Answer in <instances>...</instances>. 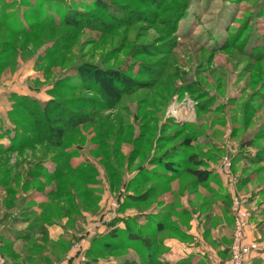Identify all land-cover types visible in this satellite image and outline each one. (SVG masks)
<instances>
[{
    "label": "rangeland",
    "instance_id": "374dc122",
    "mask_svg": "<svg viewBox=\"0 0 264 264\" xmlns=\"http://www.w3.org/2000/svg\"><path fill=\"white\" fill-rule=\"evenodd\" d=\"M81 67L118 71L129 88L103 107L97 92L81 89ZM108 82L120 90L118 80ZM53 95L91 118L65 128L56 137L60 148L38 137L20 147L17 139L14 148L0 153L1 224L25 215L24 208L40 218L31 240L1 251L8 264H64L77 240L70 247L68 235L59 245L49 238L27 257L34 236L43 240L45 226L61 222L65 213L66 226L81 232L100 211L113 209L114 202L119 207L118 190L133 196L151 189L145 201L127 199L121 214L156 205L169 214L162 235H175L169 202L161 201L171 200L178 210L177 195L187 189L195 204H205L196 207L200 218L220 206L212 192L218 186L197 183L190 173L194 152L203 162L198 167L218 165L222 175L230 162L232 191L249 210V196L264 188V0H0V143L10 144V118L25 135L34 134L27 110L16 106L30 101L21 97L42 105ZM43 163L57 167L50 175ZM145 165L159 173L179 171L166 183L142 182ZM240 178L245 182L238 187ZM48 189L53 191L46 196ZM225 191L231 195V188ZM263 203L264 189L254 221L264 220ZM249 224L243 246L261 244L264 233L249 234ZM129 244L137 250V243ZM129 244L100 245L95 257L135 254ZM231 245L232 234L226 258L217 264L230 260Z\"/></svg>",
    "mask_w": 264,
    "mask_h": 264
},
{
    "label": "crops",
    "instance_id": "0c3cea01",
    "mask_svg": "<svg viewBox=\"0 0 264 264\" xmlns=\"http://www.w3.org/2000/svg\"><path fill=\"white\" fill-rule=\"evenodd\" d=\"M151 166L152 165L148 167L145 165L143 181L149 179L156 184H162L169 181L171 174L165 172L159 173ZM210 167L214 173L212 174L214 178L210 182L218 186V188L224 189L223 192H220L218 188L213 187L212 191L217 195V202L220 206L211 207L203 213V218H200V211L198 208L196 209V207L201 206V209H204L205 204L200 205L201 202L195 204L194 197L186 191L187 189L183 191L182 195H177V197H179L178 202L181 204L178 210L174 209L176 206H174L175 204L174 202H171V200L168 199L166 200L167 202L161 201L162 204L158 205L163 206L164 202H169L168 208L171 210L170 216L174 219V225L178 227L176 229L178 231L175 232V235L167 236L162 235V220L169 214L168 212H163L161 214L160 208H157L156 205L144 211L129 215L127 214L134 219L136 218L135 220L138 223L140 234L151 239L150 241L153 243L152 251L148 253V249L142 245H139L136 250L130 245L128 248L133 250L135 254L108 259L100 258L96 264H125L123 262L126 261H135L137 264H217L223 261L226 258V249L230 243L232 229L231 215L226 212V204L229 202L228 198L230 194L225 191L228 186L224 175L221 174V168H219L218 165H211ZM238 181V187L245 182L242 178ZM263 189L264 188L261 186L256 188L254 194L249 196L247 200L249 203L247 206L252 213L248 228L249 234L259 231L262 234L264 233V220L258 222L254 221V215L257 211L260 212L258 207H256L257 196L260 190ZM149 195L146 197V200ZM1 197L2 196L0 195V199ZM262 205V210H264V203ZM208 207H206V209ZM175 211L176 215L174 214ZM2 212L3 210L0 208L1 215ZM178 214L181 216H178ZM1 215L0 221L2 217ZM174 215L176 218H174ZM29 217L30 216L27 215H23L22 217L21 215H18L16 218L10 219L5 224H1L0 222V235L2 237L10 236L12 239L14 233L27 228L26 225L29 224ZM64 221L65 220H62L61 223L56 222L46 226L47 237L50 238V240L52 239V242L58 245L60 243L68 242L65 236L67 233L72 234L74 232L70 231L71 229H66ZM21 232L22 231H20V233ZM16 241H19V239ZM0 256L5 260L1 254V249ZM5 262L8 264L6 260ZM247 264H264V252L254 254Z\"/></svg>",
    "mask_w": 264,
    "mask_h": 264
},
{
    "label": "trees",
    "instance_id": "16d2710c",
    "mask_svg": "<svg viewBox=\"0 0 264 264\" xmlns=\"http://www.w3.org/2000/svg\"><path fill=\"white\" fill-rule=\"evenodd\" d=\"M78 71H80V73L82 74V79L86 83V85L81 86V89L82 88L84 89L87 87L86 89H88V92H95V93L97 92V94L100 97V100H98L99 103H97V104H99L103 107L105 105L111 106V103L112 102L115 103L116 99L119 98L122 94H124L126 92V90L129 88L127 86H124V84H123V83L126 84L128 82V80H126V82H121V79H123V78L125 79V77L123 75H120V73H118V71L100 70L98 68L93 69L92 67H90V68L89 67H87V68L81 67L78 69ZM162 73H163V71L159 70L158 72H156L155 75L157 77H160L162 75ZM136 74H139V72H137ZM148 75H150V74H148ZM115 77H117V78H115ZM109 79L112 80L113 82H114V80H118V84L121 85L120 90L114 91L113 88H111L109 86V82H108ZM119 81L122 84L119 83ZM155 84H156V82H155ZM95 88H97V90L93 91V89H95ZM194 88L195 87H193V89ZM189 89H190V87H189ZM54 95H53V99L51 101L45 102L42 105H39L38 101H36L34 99L32 100V98H30L28 96L21 97L24 100H30V101L28 103H26L24 101V105L18 103L16 106L20 107L21 109L27 110L28 115H30V117L32 118V121L30 124L35 128L33 130V133L35 135L34 134L25 135L23 132H21L22 127H20V125L17 122L13 121L10 118V121L12 122L11 123L12 126H9V125L7 126V129L11 128V130H13V133L10 134V136H9L10 137L9 138L10 144H8L7 146H4L0 143V153L1 152H8L12 148H14V145H15L14 142L17 139H20V144L18 145V147H20L23 144L25 145L27 143H32L33 141L37 140L38 137H39V139L46 141L48 143V145L51 144L54 146V148H60V146H62V141L59 140V138L56 139V137L60 134H64L65 128H67L68 130H73L78 125L85 124L90 120L91 115L89 117L88 116L89 114H87L85 112H79L77 109L76 110L68 109L66 107L67 106L66 103L65 102L63 103L61 100L56 99ZM17 97L20 98V96H17ZM112 98H114V99H112ZM112 100H114V101H112ZM90 108H92L94 110L98 109L95 105H91ZM194 141H197L196 138H194ZM247 144L250 145V142H248ZM193 154H194V156L193 155L191 156V161L194 162V165H196V167L190 173H192V175L195 177L194 179L196 180V182L197 183H205V182L210 181V180L212 181V179L214 178L212 174H214V173L211 170V167H210L211 164H209V165L204 164L202 167H198V166L202 165L203 162L200 159H198V154H196L195 152ZM242 157L246 158L247 161H249V162H254L257 160L256 158H254V156H242ZM236 159H237L236 157H234V156L232 157V164L236 161ZM44 163L41 164L40 167L45 169L51 175V173H53V171H55L57 165L54 164V166L50 169V166H46ZM178 171L179 170H176V171L170 170L168 172L171 173V178H172L175 176L176 173H178ZM36 175H38V174H36ZM224 176L226 178L227 186L229 187L228 177L226 176V174H224ZM143 178H144V176H143ZM143 178H142V180H143ZM233 180H234L233 181L234 184H233L232 188L234 190L235 184H236V179H234V177H233ZM142 182H144V181H142ZM126 187L128 188V186H126ZM124 190H126V188ZM52 191H53V189L52 190L51 189L43 190L44 195H46V196L49 195ZM149 193H151V189H147V190H144L142 192H138V194L132 193L133 196L127 195L128 193L127 192L125 193V191L123 193H121L120 190L117 191L115 196L119 199L120 205H119L118 210L115 213V216L106 223L105 229L102 233L96 234L95 236H93L89 239L86 250L84 251L85 260L80 264H96L98 259L101 258V257H95L96 252L100 250L99 249L100 245H102L101 246L102 248L108 246L111 249H115V248L122 249L125 246H127L129 243H137L138 246L142 245L146 249H148V253H150L152 251L153 243L150 241L151 240L150 238L146 237L145 235L140 234V232H139L140 229H139L138 223L135 220L136 218L134 219L130 216L126 217L125 215L121 214L122 208L127 203V199L132 198L133 200L141 199V200L145 201L146 197L149 195ZM230 196L228 198L229 202H227V204H226V207H227L226 212L229 215H231V219H232L231 221L233 223ZM73 199L75 202V206L78 205L77 201H76L77 197L75 196ZM174 206H176V204ZM24 209H25V215L30 216L29 217L30 220H28V222L31 223V226L25 228L24 230H19L16 233H14V237L12 239L10 236L2 237L0 235V249L2 252L8 250V248H9L8 246L18 239L21 241H26V240L32 239L33 234L36 231V227L34 226V223H36V224L39 223V219H40L38 217L39 214H38V212L31 214V212L33 210L32 208H24ZM35 210L38 211L39 206L35 207ZM105 211H107V209H105L103 212L100 211L99 213H97L95 215V217L96 218L99 217ZM248 211L250 213L249 221H248V224H249L252 213H251L250 209ZM138 212H140V211H138ZM224 213H225V211H224ZM21 214L22 213H20L19 215H21ZM67 216H68V214L65 213V215H63L61 217L62 220H63V218L64 219L68 218ZM56 222L61 223L60 221H56ZM56 222H51V223L49 222L47 225L54 224ZM64 225H65L66 229H70L68 226H66V223H64ZM20 231H22V232L20 233ZM70 231H74L72 234L67 233V235H68L67 238L70 237L69 242H70V247H71L72 242L74 240L78 239L79 235L83 232V230L81 232H78L74 229H71ZM44 232L45 233H44L43 240L41 239L40 234H36L34 236L33 240L35 243L31 246L30 250L28 251L27 257L30 255H33L32 254V248H34V250L36 248H38L40 245L39 243H42L44 241H46V242L50 241L46 235V228H45ZM104 241H108L110 244L107 242H104ZM98 244H100V245L98 246ZM228 249H230L229 246L226 249L227 253H228ZM123 263H125V264H137V263H135V261H126ZM147 264H154V263H147Z\"/></svg>",
    "mask_w": 264,
    "mask_h": 264
},
{
    "label": "built area",
    "instance_id": "2783aa9c",
    "mask_svg": "<svg viewBox=\"0 0 264 264\" xmlns=\"http://www.w3.org/2000/svg\"><path fill=\"white\" fill-rule=\"evenodd\" d=\"M175 113V112H174ZM230 162L224 164V174L228 177L229 188H231L232 202L231 210L233 216V230H232V245H231V258L226 264H247L248 261L254 256V254L259 253V250L264 252V241L257 244H250L243 246V240H245V231L248 226L249 211L244 206V201L239 200L237 195H234L233 190V177L229 170ZM124 192V191H123ZM122 192V193H123ZM117 201L119 199L116 197ZM243 201V202H242ZM120 204V202H119ZM113 209L109 207L107 211L102 213L99 217L94 219L91 223L83 229V232L79 235L77 241L73 245V250L69 256H66L64 264H80L85 260L84 251L86 250L89 239L96 234L102 233L105 229L106 223L115 216L118 210V203L114 202L112 204ZM0 264H6L5 260L0 256Z\"/></svg>",
    "mask_w": 264,
    "mask_h": 264
}]
</instances>
